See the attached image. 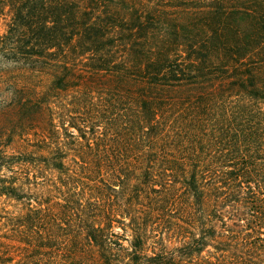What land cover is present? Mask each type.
Masks as SVG:
<instances>
[{
	"label": "trees",
	"instance_id": "1",
	"mask_svg": "<svg viewBox=\"0 0 264 264\" xmlns=\"http://www.w3.org/2000/svg\"><path fill=\"white\" fill-rule=\"evenodd\" d=\"M0 264H264V0H0Z\"/></svg>",
	"mask_w": 264,
	"mask_h": 264
},
{
	"label": "rangeland",
	"instance_id": "2",
	"mask_svg": "<svg viewBox=\"0 0 264 264\" xmlns=\"http://www.w3.org/2000/svg\"><path fill=\"white\" fill-rule=\"evenodd\" d=\"M5 31V22H0V35H2ZM13 110L8 107L0 108V134L3 133L6 129L10 128V121L13 119Z\"/></svg>",
	"mask_w": 264,
	"mask_h": 264
}]
</instances>
